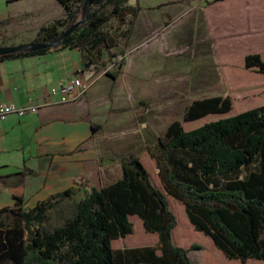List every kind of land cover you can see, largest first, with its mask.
<instances>
[{
    "label": "trees",
    "instance_id": "trees-1",
    "mask_svg": "<svg viewBox=\"0 0 264 264\" xmlns=\"http://www.w3.org/2000/svg\"><path fill=\"white\" fill-rule=\"evenodd\" d=\"M84 1L55 0L65 13L63 19L40 27L31 43L57 39L82 18ZM140 10L130 0H91L87 21L58 46L2 55L0 63L72 50L81 54L88 69L106 67L117 39L128 33L122 27L131 24ZM244 69L264 75V59L248 54ZM106 76L116 79L112 72ZM231 110L228 97L202 98L186 107L182 122ZM148 152L164 193L130 155L121 164V178L100 189L79 177L71 188L29 210L14 197L13 206L0 209V264H193L189 254L201 247L173 244L177 220L165 194L181 203L193 230L207 236L225 259L241 263L264 259V105L189 131L177 120ZM66 200L71 204L59 209L57 224L50 228L48 213ZM130 217L158 236L157 247L112 249V242L133 234ZM128 241L142 242L136 237Z\"/></svg>",
    "mask_w": 264,
    "mask_h": 264
},
{
    "label": "crops",
    "instance_id": "crops-1",
    "mask_svg": "<svg viewBox=\"0 0 264 264\" xmlns=\"http://www.w3.org/2000/svg\"><path fill=\"white\" fill-rule=\"evenodd\" d=\"M135 2L141 9L138 17L122 27L128 33L118 38L111 50L112 54L144 55L145 60L133 62L134 66L138 63V74L129 80L130 87L136 85L143 93L150 88L158 94H170L177 88L176 79L184 76L189 79V88L218 89L223 92H208L211 98H231L232 114H226L227 118L264 105L261 101L234 108V97L246 99L244 95L250 92L243 69L245 56L258 53L264 59V0H130L132 5ZM111 24L116 28L114 21ZM104 60H108L107 55ZM82 63L81 54L72 50L0 63V105H41L50 89L65 78L83 76L86 67ZM133 64L128 59L123 74H131ZM114 83L106 76L82 100L58 104L57 98H51L52 102L36 113L0 120V209L13 206L14 197H20L24 210H29L50 195L71 188L79 176L91 180L98 161L92 144L98 124L89 100L109 99ZM139 100L143 102L141 97ZM24 148L34 149L35 155L31 164L23 162L21 168L11 156L15 153L19 158ZM228 261L219 259L214 264H264V259Z\"/></svg>",
    "mask_w": 264,
    "mask_h": 264
},
{
    "label": "rangeland",
    "instance_id": "rangeland-1",
    "mask_svg": "<svg viewBox=\"0 0 264 264\" xmlns=\"http://www.w3.org/2000/svg\"><path fill=\"white\" fill-rule=\"evenodd\" d=\"M64 15L63 9L57 5L55 0H0V45L1 43L6 44L5 46L30 44L40 27L47 26L55 20H62ZM143 56L113 53L107 66H111V70H109L119 80H112L115 83L111 87L109 99L98 97L89 100V106L92 111L95 110L96 112L94 120L98 124L96 136L94 141H92L97 155L96 160L98 161L94 164L96 167L90 181L83 176L79 177L84 178L90 186L100 189L115 180V177L120 174L121 162L131 155L138 158L149 173L152 184L163 192L164 190L157 176L158 170L148 152L156 144L158 137H161L166 128L177 120L182 123L186 131V129H196L207 122H214L227 116L226 114L224 116L209 115L196 122H182L185 108L192 101L211 97L208 92L212 94L223 92L218 89L211 91V89L205 88H189L187 84L189 79L184 76H179L176 79L177 88L170 94L164 92L158 94L150 90V88L143 93L136 89V85L130 87L129 80L136 79L138 74V63L134 66L135 63L133 64V62L142 58L145 60ZM146 58H150L149 55H146ZM128 59L132 60V72L130 74L125 71V74H123V64ZM245 72V83L249 85L250 92L244 95L248 97L246 99L241 96L234 97L235 110L238 108V105L246 107L264 101V76H259L254 72L246 70ZM239 94L241 95L242 93ZM83 97L79 100H82ZM140 97L143 99L142 103L139 102ZM241 100H245L244 104H242ZM33 150L32 148H24L20 151L19 158L16 159L14 155L17 154L14 153L11 156V160L15 162L16 166L21 168L24 165L23 162H25V166H28L29 163H32L31 160L35 155ZM21 155L23 156L22 160ZM101 165L107 166V168H103ZM79 177L75 178V180ZM165 197L168 201L169 209L176 216L177 220L176 226L172 231L173 244L176 247L187 249L193 245L201 247V249L194 250L189 254L193 264H214L219 263V259L222 262H229L222 256L219 250L213 247L207 236L193 230L181 203L166 194ZM80 198L81 195L76 197L74 201H78ZM172 201L176 202L181 210ZM70 204L71 202L66 200L60 203L56 210L50 211L46 225L50 228L55 226L57 224L59 209L66 208ZM129 220L133 226V234L112 242L111 246L113 250H121L124 247L158 246V236L147 233L140 219L130 217ZM185 225H188V227H185ZM132 237L139 238L142 242L132 244L131 241H128Z\"/></svg>",
    "mask_w": 264,
    "mask_h": 264
},
{
    "label": "built area",
    "instance_id": "built-area-1",
    "mask_svg": "<svg viewBox=\"0 0 264 264\" xmlns=\"http://www.w3.org/2000/svg\"><path fill=\"white\" fill-rule=\"evenodd\" d=\"M109 69L111 70V66L103 68L92 66L85 70L82 77L75 76L72 78H65L56 88L53 87L50 89L41 105L30 103L28 107L23 108L17 107L14 104H6L5 118L10 115L24 117L26 114L36 113L42 106L50 104L52 102L51 98H57L56 103L58 104L74 103L81 99L84 94H87L98 79L105 77L108 72H111Z\"/></svg>",
    "mask_w": 264,
    "mask_h": 264
},
{
    "label": "water",
    "instance_id": "water-1",
    "mask_svg": "<svg viewBox=\"0 0 264 264\" xmlns=\"http://www.w3.org/2000/svg\"><path fill=\"white\" fill-rule=\"evenodd\" d=\"M91 6V0H85L82 8V18L75 23L73 26H70L66 31H64L57 39L50 43H30V44H23V45H17V46H3L0 47V56L6 55V54H13L20 51H37V50H44L47 48H52L54 46H58L61 41L65 40L71 32L75 31L80 25L84 24L87 21V16L89 14V9ZM86 68L89 67L88 64L85 65Z\"/></svg>",
    "mask_w": 264,
    "mask_h": 264
},
{
    "label": "bare ground",
    "instance_id": "bare-ground-1",
    "mask_svg": "<svg viewBox=\"0 0 264 264\" xmlns=\"http://www.w3.org/2000/svg\"><path fill=\"white\" fill-rule=\"evenodd\" d=\"M5 107L6 105H0V120L5 119Z\"/></svg>",
    "mask_w": 264,
    "mask_h": 264
}]
</instances>
